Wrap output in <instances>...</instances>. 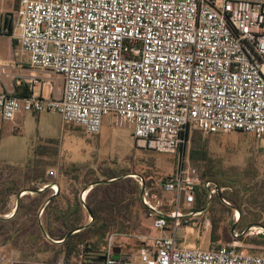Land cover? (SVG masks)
I'll return each mask as SVG.
<instances>
[{"label": "built area", "instance_id": "1", "mask_svg": "<svg viewBox=\"0 0 264 264\" xmlns=\"http://www.w3.org/2000/svg\"><path fill=\"white\" fill-rule=\"evenodd\" d=\"M16 30L11 37L21 60L0 57V83L12 80L11 65L22 70L26 59L30 68L60 76L63 90L46 96L40 78L21 76L32 94L0 92L3 120L51 111L97 135L108 117L115 127L133 128L139 147L177 156L175 172L160 187L167 201L143 187L142 203L158 234L131 236L142 243L137 264H264V254L240 250L237 235L209 249L177 238L203 215L193 210L197 192H219L191 167L189 132L264 137V0H20ZM50 188L58 193L56 184ZM259 228L256 234H264ZM127 236L110 235L107 264ZM4 261L17 263L0 254Z\"/></svg>", "mask_w": 264, "mask_h": 264}, {"label": "rangeland", "instance_id": "2", "mask_svg": "<svg viewBox=\"0 0 264 264\" xmlns=\"http://www.w3.org/2000/svg\"><path fill=\"white\" fill-rule=\"evenodd\" d=\"M0 1L3 2L1 10L4 14L5 11L13 10L15 0ZM14 34L17 35L18 30ZM12 38L15 37L4 35L0 38V55L5 59H11L13 55ZM41 73L42 71H35L38 77ZM4 80L6 81L5 77H3V83H5ZM188 138L185 154L191 167L195 168L201 177L204 173L212 177H205V179L219 187V192L214 196L206 195L208 203L202 210L203 215L199 217L200 220L196 225L179 229L178 241L192 247L211 248L213 245L212 220L217 219L220 223L219 232L224 235L222 241L218 242L231 241L232 239L229 240V238H235L237 235L238 238L235 239L240 243V250L247 249L249 245L246 243L258 236L256 234L258 228H264V137L240 132L209 135L192 130ZM195 138L202 146L207 144L210 149L211 153L206 162L191 158ZM50 140L54 141L59 152L55 154L53 148H50L47 156L42 158L44 160L42 164L31 163L27 172L38 173L45 167L51 179H62L60 172L64 171L65 167L70 168L76 163L83 168V177L86 175L88 180L95 178L107 180L105 175L113 173L122 179L129 180L130 192L127 193L126 203L130 204L133 201L137 203L130 205L131 209L122 218L118 233L128 234L130 237L119 239L118 245L121 251L118 259L120 261L110 264L139 263V250L136 247L141 242L131 236H155L158 232L152 229V222L147 217V211L139 209V201L131 195L135 193L131 190H139L141 198L143 187H145L157 193L160 199L167 201L170 196L162 193L160 187L162 178L169 177L175 172L178 166L177 156L139 147L133 128L115 127L108 117L104 118L101 132L97 135L87 134L84 129L65 123L60 114L51 111L40 114L21 112L9 121L0 117V160L5 164L26 167L34 160L38 146L48 144ZM8 173L9 171L0 169V181H6L9 177ZM141 180H143V186L140 184ZM92 184L95 183L90 184L91 189L95 186ZM77 189L81 190V187ZM30 191L26 190L27 196L32 195L27 193ZM51 191L53 192L52 189ZM89 191L82 190L80 196L86 195L87 198ZM228 196L238 198V203H234ZM224 198L229 204L223 201ZM14 207L15 203H10L8 206L10 212L2 216L11 215ZM237 211L243 216L238 222L234 219ZM205 218L210 222L208 228L204 224ZM253 227L257 228L251 230L250 228ZM127 242L131 246L127 247ZM12 248V246L0 245V254L7 258L11 257L12 252L15 251ZM15 254L18 257V253ZM3 264H9V262L4 261Z\"/></svg>", "mask_w": 264, "mask_h": 264}, {"label": "trees", "instance_id": "3", "mask_svg": "<svg viewBox=\"0 0 264 264\" xmlns=\"http://www.w3.org/2000/svg\"><path fill=\"white\" fill-rule=\"evenodd\" d=\"M18 6L19 3L16 4L12 12L2 17L9 36H12L15 31ZM17 46L18 41L13 39V47L16 49ZM14 86L13 95L16 97H28L32 94L30 85L26 81L18 82L16 80ZM75 126L83 130L81 126ZM193 143L191 158L206 162L211 153L207 144L202 146L196 138L193 139ZM50 148H53L55 154L59 152L54 141L50 140L48 144L38 146L34 160L23 168L5 164L0 160V169L9 171V177L6 181H0V245L18 249L20 255L16 264H31V262L34 264H59L60 262H62L60 264H77L78 262L86 264V255L89 251H105L107 249L110 235L118 233L122 218L131 209L130 205L137 202L126 203L127 193L130 192L129 180L127 178L122 179L115 173L105 175L107 180L97 178L88 180L86 175L83 177V168L76 163L72 164L70 168L65 167V170L60 174L58 172L59 175H62V179H51L45 167L38 173L27 172L26 170L29 169L31 163L42 164L44 161L42 158L47 156ZM205 177L212 178L205 173L202 174V178L205 179ZM96 182L100 183L91 189L90 184ZM51 183H56L60 187L55 196H52L51 189L38 192L41 186ZM78 187H81V190L77 189ZM85 189L90 191L86 200L83 201L80 192ZM25 190L36 193L22 198L16 208V213L11 218L3 217V214L10 212L8 206L12 198ZM98 191L100 192L97 195ZM131 191L135 192L131 195L138 199L139 209L146 210L140 198L139 190L132 189ZM206 195H208L206 191L197 192L194 211H202L206 207L208 203ZM51 196L52 199L45 205ZM228 197L234 203H238V198ZM43 206L41 225L39 211ZM88 210L91 212L92 220ZM242 218L241 215L240 220ZM86 225L88 226L85 227ZM219 230V221L213 219L211 230L213 242L222 241L224 235H221ZM71 232L72 234L69 235ZM231 239L233 238L230 237L229 240ZM57 241H61V243H56ZM246 245H249L248 248L241 249L242 252L263 254L264 235L250 239ZM82 247L86 249V253L80 257L79 252ZM115 247L119 246L116 245ZM118 257L120 254H112L110 263L120 261Z\"/></svg>", "mask_w": 264, "mask_h": 264}, {"label": "crops", "instance_id": "4", "mask_svg": "<svg viewBox=\"0 0 264 264\" xmlns=\"http://www.w3.org/2000/svg\"><path fill=\"white\" fill-rule=\"evenodd\" d=\"M20 2V0H15V5H14V8H15V6H16V4L17 3H19ZM2 6H3V2H1L0 1V13L2 14L1 16L2 17H4V15L5 14H7V13H9L10 11H5V14H4V11H2L1 10V8H2ZM14 8H13V10H14ZM12 10V11H13ZM11 11V12H12ZM12 39H15V38H12ZM17 40V39H16ZM18 41V40H17ZM19 44V43H18ZM12 47H13V45H12ZM13 55H12V57H11V59H5V58H3L1 55H0V57L6 62V63H9V64H12V63H15L16 61H20L21 59H16L15 58V51H16V49L13 47ZM23 61V64H24V68L22 69V70H18V69H15L14 67H13V65H11V69L9 70V73L10 74H13L15 77L11 80L10 78H6V81H5V83H3V81L0 83V92H3V91H7L8 93H13L14 92V90H15V86H14V82L17 80L18 82H20L21 80L22 81H26L27 82V80L25 79V78H23V77H21V76H31V75H33V76H36V77H38L37 75H35V69H32V68H30V66H29V64H28V62L26 61V59H23L22 60ZM40 71V70H39ZM28 73V74H27ZM32 73V74H31ZM29 74H31V75H29ZM38 78H40V86L43 88V94L44 95H46V96H48V95H51L52 94V89H53V92L56 94V95H60L61 93H62V90H63V82H62V79H61V77L60 76H58V75H55V74H53V73H50V72H45V71H42V73H41V76H39ZM15 80V81H14ZM50 83V84H49ZM53 183H51V184H49L46 188H44L43 190H39L38 192H42V191H44L45 189H51L50 188V186L52 185ZM57 186H58V191L60 190V187H59V185L57 184ZM27 193H31L32 195H34L36 192H34V191H30V192H27ZM21 194V193H20ZM19 194V195H20ZM51 194H52V196H55L56 194H54L53 192H51ZM19 195H17V196H14L13 198H12V200H11V203L12 202H14L15 203V207H14V212L11 214V215H6V218H11L15 213H16V208H17V206H18V198H19ZM21 197H20V202H21V199L22 198H24L25 196H27L26 195V192H24V193H22L21 195H20ZM52 196L47 200V202H49L51 199H52ZM82 198V197H81ZM83 200V199H82ZM20 202H19V204H20ZM46 202V203H47ZM45 203V204H46ZM42 209H44V206H43V208ZM40 210L39 211V217H40V219H41V216H42V214H43V212H44V210ZM41 211H43L42 212V214H41V216H40V212ZM136 216H138V215H136ZM90 219H91V217H90ZM136 219V218H135ZM239 219H241V215H240V217H239ZM41 221V225H42V219L40 220ZM128 243V242H127ZM119 246V245H118ZM126 246L128 247V246H131L130 245V243H128V244H126ZM140 247H142V243L141 244H138L137 245V247L136 248H138V250H139V248ZM12 250H15L14 252H12V255H13V257H14V259L15 260H17V258L19 259V251H18V249H15V248H12ZM15 253H18V257H17V255L15 254ZM18 261V260H17ZM87 264V263H86Z\"/></svg>", "mask_w": 264, "mask_h": 264}, {"label": "water", "instance_id": "5", "mask_svg": "<svg viewBox=\"0 0 264 264\" xmlns=\"http://www.w3.org/2000/svg\"><path fill=\"white\" fill-rule=\"evenodd\" d=\"M113 181V180H112ZM98 183H100V182H96L95 184H92V186H94V185H96V184H98ZM88 189V188H87ZM86 189V190H87ZM24 192H26V190L25 191H23L22 193H24ZM21 193V194H22ZM20 194V195H21ZM19 195V198H18V206H19V200H20V196ZM48 203V202H47ZM46 203V204H47ZM45 204V205H46ZM17 206V207H18ZM42 210H44V209H42ZM89 211V210H88ZM42 212L43 211H41L40 212V216H41V214H42ZM89 213H90V217H91V220H92V215H91V212L89 211ZM1 217V216H0ZM88 225H86L85 227H87ZM44 233H45V231H44ZM72 234V232L71 233H69V235H71ZM45 235H46V233H45ZM262 235H264V234H262ZM48 237V236H47ZM56 243H61V241H57ZM120 251H121V248L120 247H115L114 249H113V252H112V254H115V255H117V254H119L120 253ZM90 255L92 254V255H103V259H104V263L103 264H107V259H108V253L106 252V251H94V252H90L89 253ZM86 257H88V256H86ZM88 264V263H87Z\"/></svg>", "mask_w": 264, "mask_h": 264}, {"label": "flooded vegetation", "instance_id": "6", "mask_svg": "<svg viewBox=\"0 0 264 264\" xmlns=\"http://www.w3.org/2000/svg\"><path fill=\"white\" fill-rule=\"evenodd\" d=\"M90 252L91 251H89V253ZM89 253L86 255L88 256L86 257V263L88 264H103L104 263L103 255H92V254L90 255Z\"/></svg>", "mask_w": 264, "mask_h": 264}, {"label": "bare ground", "instance_id": "7", "mask_svg": "<svg viewBox=\"0 0 264 264\" xmlns=\"http://www.w3.org/2000/svg\"><path fill=\"white\" fill-rule=\"evenodd\" d=\"M240 215H241V214H240V213H238V217H240ZM259 229H261V228H259Z\"/></svg>", "mask_w": 264, "mask_h": 264}]
</instances>
